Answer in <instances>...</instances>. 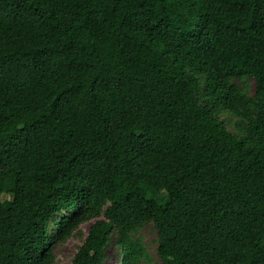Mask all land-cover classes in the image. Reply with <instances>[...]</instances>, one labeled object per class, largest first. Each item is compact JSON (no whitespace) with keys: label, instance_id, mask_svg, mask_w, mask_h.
I'll list each match as a JSON object with an SVG mask.
<instances>
[{"label":"trees","instance_id":"1","mask_svg":"<svg viewBox=\"0 0 264 264\" xmlns=\"http://www.w3.org/2000/svg\"><path fill=\"white\" fill-rule=\"evenodd\" d=\"M93 219L71 264L146 225L160 264H264V0H0V264Z\"/></svg>","mask_w":264,"mask_h":264},{"label":"rangeland","instance_id":"2","mask_svg":"<svg viewBox=\"0 0 264 264\" xmlns=\"http://www.w3.org/2000/svg\"><path fill=\"white\" fill-rule=\"evenodd\" d=\"M247 81L248 91L252 93L254 90V81L250 78H248ZM223 116H225V114H223ZM95 220L96 219L83 222L79 226V232L75 231L72 237L68 238L63 242L54 244V264H71L73 255L76 252L77 247L80 245L83 235L87 234L90 225ZM138 237H140L142 243L145 246L148 258L140 260L137 264H160V261L156 255V233L155 230L151 227V225H146L142 227L138 232ZM261 241H264V238ZM103 264H120V256L118 250L113 245H109L106 252V258Z\"/></svg>","mask_w":264,"mask_h":264}]
</instances>
